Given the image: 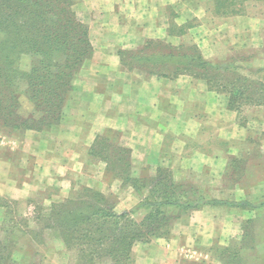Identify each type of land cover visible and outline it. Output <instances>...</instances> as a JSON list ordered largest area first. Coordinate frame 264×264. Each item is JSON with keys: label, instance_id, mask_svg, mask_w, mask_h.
I'll list each match as a JSON object with an SVG mask.
<instances>
[{"label": "rangeland", "instance_id": "rangeland-1", "mask_svg": "<svg viewBox=\"0 0 264 264\" xmlns=\"http://www.w3.org/2000/svg\"><path fill=\"white\" fill-rule=\"evenodd\" d=\"M72 1L89 27L91 21L97 22L90 27V37L94 53L101 50L105 40L100 38V28L108 22L105 18L112 2L103 3L104 18L97 12L102 8L98 0ZM119 1L115 11L121 17L135 15L138 10L139 14H149L145 2L141 8V3L132 0ZM215 1L168 0L157 4L154 23L164 18L166 27L159 25L156 31L162 36L120 40L125 43L115 52L145 49L159 53V46L146 49L155 41L198 47L205 58L220 62L223 68L232 65L219 76L214 71L207 74L228 82L226 87L210 89L203 77L187 73L182 74L190 80L186 89L174 88L173 98H152L158 95L161 75L121 64L124 71L144 79L142 84L145 81L151 98L120 99L121 109L113 104L108 108L105 98L104 106L99 103L98 107L88 105L92 98H71L62 120L48 130L11 131L0 127V196L11 200L9 209L0 206V242L7 245L0 255L8 256L3 264H73L74 251L66 249L58 234L44 230L40 235L43 240L38 242L28 233L29 228L38 229L45 223L53 202L86 187L109 197L116 211H132L148 194L158 168L167 169L178 185L189 189L192 198L226 203L207 204L170 219L167 233L134 246L133 264H264V0H222L218 10L235 14L222 18ZM175 33L179 35L172 39ZM108 39L111 46L117 41ZM31 60V54L24 55L21 68L28 70ZM232 80L234 86L230 85ZM20 84L24 90L26 83L21 80ZM75 86L69 97L79 91L81 81ZM21 102L19 111L27 117L33 105L24 95ZM81 102L85 106L82 116ZM159 102L162 116L151 107ZM135 103L131 110H144L145 114L141 111L139 116L129 118L130 105ZM106 110L127 116L130 128L105 127ZM218 110L225 113L227 139L220 137L219 121L211 117ZM172 116L180 122L177 130L168 126ZM68 123L75 128V137H58L59 131H67L64 127L68 128ZM124 163L132 165L134 177L146 180L142 194L107 168V164ZM209 208L216 211L209 212L213 210ZM145 213L140 209L134 217L139 220ZM154 240L168 251L148 250Z\"/></svg>", "mask_w": 264, "mask_h": 264}, {"label": "trees", "instance_id": "trees-1", "mask_svg": "<svg viewBox=\"0 0 264 264\" xmlns=\"http://www.w3.org/2000/svg\"><path fill=\"white\" fill-rule=\"evenodd\" d=\"M222 2H214L220 17L235 15L229 14L232 10L220 12ZM153 43H148L146 49L159 46V53L123 50L121 63L161 77L196 74L207 81L210 89L228 85L207 74L214 71L219 76L232 65L223 68L220 62L205 58L198 47ZM93 53L90 27L79 17L72 0H0V127L45 131L56 125L64 116L69 93L77 89L74 81L80 69ZM26 54H31L32 60L30 68L23 70L20 63ZM21 80L26 83L24 90ZM230 85L234 86L235 81ZM23 95L33 105L27 117L19 111ZM107 168L121 175L138 193L147 188L143 177L132 175L130 163L107 164ZM157 174L149 184L148 194L132 211H116L109 197L86 187L53 202L45 223L38 229L29 228L28 233L38 242H42L44 230L58 234L66 249L74 251L73 264H100L106 260L111 264H133L134 246L167 233L170 219L207 204L226 203L192 198L189 189L178 185L167 169L158 168ZM28 201L34 202L32 198ZM10 203L0 196V206L9 209ZM140 209L146 213L138 220L134 214ZM6 248L0 242V251ZM5 258L8 256L0 255V264Z\"/></svg>", "mask_w": 264, "mask_h": 264}, {"label": "crops", "instance_id": "crops-1", "mask_svg": "<svg viewBox=\"0 0 264 264\" xmlns=\"http://www.w3.org/2000/svg\"><path fill=\"white\" fill-rule=\"evenodd\" d=\"M132 1L137 2V5L141 3V8L143 3L145 2V5L149 6V9H147V12L149 14L147 16H145V14H139V10H138L135 15L121 17L115 11V5L120 1L110 0V3L112 2V7L108 9V16L107 18H105L106 12H104L105 7L103 5L105 0H98V2L102 3L101 6L102 8L101 9L99 8L100 11L98 10L97 12L99 15L101 13L104 14L101 17L104 16V18L108 21L107 23H102V27L100 28V38L105 40V44L103 45V48L101 50L96 49L92 59L88 60L80 69L78 77L75 79L74 84L76 85V83H79L80 80L82 86L81 88H79V91L76 92L75 95L68 98L65 108H68V104L71 98H74L77 101L81 100V98H92L91 99L92 101L89 102L88 105L91 106L94 105L96 107H98L97 105H100L99 103H101L102 106H104V100H102V98H105L106 100L105 103H107L108 108L109 106L111 107V104H113L117 109H118V105H120L119 104L120 99H122V101H125L126 99L129 100V98L130 100H132L133 98H138V100L140 101L141 99L146 100L145 98H151L149 96L150 93L146 90L145 81L142 84L144 79L139 78V76L135 72L124 71V69H122L121 67L122 63H121L120 54L119 53L117 54V52L115 51H118V47L120 48V46L123 43H125V42H120V40L129 41L133 39L134 40L140 39L143 41L148 38L161 37L162 35H160V32L157 33L156 31L157 29L160 30L161 27L159 25L166 27V24L164 18H160V20L156 19L157 20L156 21L157 25H156L154 23V12L158 8L157 4L166 3L168 0H132ZM189 1L192 0H187V2ZM195 1L198 2V0ZM203 1L209 2L213 0H203ZM94 17H97V13L94 15ZM95 23H97L95 20L91 21L90 27L94 28ZM178 35L179 34L175 33L171 35V38L176 39L177 38L176 36ZM111 37H114L113 40H115V38L117 40L113 44V46H111L108 39ZM161 78L162 80L160 81V86H159L160 88H158L157 90L158 95L157 97H152V98H173L174 88L176 89L181 88V90H183L187 88V84L188 86L190 84V80L183 75L176 77H161ZM161 103L162 102L157 103V105L156 104L151 105L154 111H157L159 115L161 114V110L158 111L160 108H162ZM135 104L130 105L129 118H135L139 116V114L145 112L144 110H136V111L131 110V109H135V106H137V104L136 105ZM79 106L81 107L79 111H80V115L82 116V114L84 113L85 106H82V102L80 103ZM121 106L122 104L120 105L119 109H121ZM173 107L174 105H172L170 108ZM87 108L88 106L86 105V109ZM141 111L142 113H140ZM224 115H225L224 112L218 110L216 111L214 116L211 117L219 121L218 130L220 133V137H222L223 139H227L225 133L226 121L223 118ZM81 116L79 118L80 120L83 118ZM155 118L157 119V116ZM170 119L171 120L168 126L173 127L175 130L181 127L180 122L176 121L173 116ZM126 120H127V116H124L123 114L111 113L109 112V110L105 111V115H104L105 127H112L114 125L128 127V124H126L127 123ZM181 125H183V121ZM129 126H132L131 122H129ZM64 130L67 131H65L64 134L62 131H59L58 137H60L61 135H64V137L66 138L75 137L76 130L75 128H72L70 124L68 128L64 127ZM135 139L136 138H134V141ZM126 145L132 146L133 142H127ZM224 152L226 151L224 150ZM209 209H213V210H208L209 212L216 211L215 208H209ZM162 245L163 244H161L159 240H154L152 243L149 244L148 250L151 249L152 251V250H156L157 248H163L164 250L168 251L166 247L165 246L163 247Z\"/></svg>", "mask_w": 264, "mask_h": 264}]
</instances>
